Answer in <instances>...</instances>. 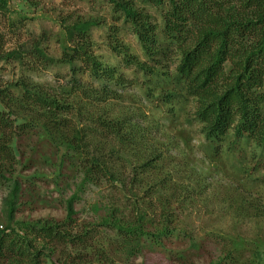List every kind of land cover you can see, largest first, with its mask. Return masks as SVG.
Segmentation results:
<instances>
[{"label": "rangeland", "instance_id": "374dc122", "mask_svg": "<svg viewBox=\"0 0 264 264\" xmlns=\"http://www.w3.org/2000/svg\"><path fill=\"white\" fill-rule=\"evenodd\" d=\"M134 2L162 26L161 9ZM2 4L0 89L18 98L24 77L54 87L60 94L64 93L60 85L66 84L70 101L75 98L77 102L70 113L61 116L74 128L87 131V158L92 153L109 156L111 164L104 170H111L118 180L116 187L104 173L83 182L84 164H88L87 159L83 162L85 154L69 150L42 124L23 131L22 109L26 107L18 104L19 99L15 108L21 110L13 115L17 124L13 139L5 142L15 153L3 162L0 177L1 226L7 223L5 200L16 178L20 187L11 221L15 226L17 221L64 223L68 200L75 195L74 213L70 223H65L74 231L86 225L97 230L94 247L84 248V264L101 263L98 248L108 251L107 264H264V153L253 145L231 146L232 136L218 149L208 142L194 115V99L175 78V51L168 50L165 58L161 50L151 60L111 0H0ZM78 19L92 22L88 29L91 52L117 68L114 79L95 80L88 72L73 73L59 63L64 49L74 46L75 35L70 38L67 29ZM160 37L164 48L167 45ZM115 44L125 46L128 56L139 63H147L148 70L154 68L153 73L137 65L125 67L122 55L113 50ZM36 48L45 55L36 59ZM11 51L14 53L7 57ZM73 74L86 85L106 84L112 98L99 104L79 99L75 95L80 92L71 91L72 84L67 82ZM117 115L127 116L137 127L138 134L132 132L133 140L137 136L134 143L126 138V128L116 136L101 128L96 131V121L88 119L108 121ZM3 136L7 137L0 132V142L5 141ZM150 149L154 152L149 158L161 157L155 171L144 174L139 157ZM136 173L140 181L132 184ZM161 180H165L163 184ZM118 221L141 228L133 242L138 244L137 250L108 246L109 241H123L111 223ZM76 254L73 246H59L49 264L70 261Z\"/></svg>", "mask_w": 264, "mask_h": 264}, {"label": "trees", "instance_id": "16d2710c", "mask_svg": "<svg viewBox=\"0 0 264 264\" xmlns=\"http://www.w3.org/2000/svg\"><path fill=\"white\" fill-rule=\"evenodd\" d=\"M140 1L161 9L162 26L152 22L151 16L136 6L134 0H111L114 10L129 23L132 33L137 36L144 53L151 60L161 50L165 58L168 50L177 53L175 78L186 95L194 99V115L202 124L208 142L218 149L220 145L223 147L226 137L232 136L231 146L253 145L264 153V0ZM3 4L0 7H4ZM91 24L92 22L83 19L71 24L67 32L70 38L75 35V43L64 49L59 63L66 64L73 73L77 70L88 72L95 80L114 79L117 68L101 62L91 52L88 35ZM159 36L164 39L166 47L160 46ZM36 50V59L45 55L41 50ZM113 50L122 55L125 67L137 65L139 69L153 73L154 68L148 70L147 63H139L132 55L128 56L129 51L125 46L115 44ZM13 53L11 51L7 57ZM67 82L72 84L71 91L74 89L80 92L81 95H75L76 97L89 99L97 104L107 102L112 94L106 84L99 87L91 83L86 85L75 74ZM60 86L63 94L54 87H45L31 77H24L19 94L16 95L18 98L5 95L6 91L0 89V132L7 136L1 137L5 141L0 142V177L3 162L11 159L15 153L5 142L13 139L17 125L13 115L19 113L21 106L26 107L24 110L27 109H22L25 115L22 117V123L25 124L23 131L42 124L47 132L52 130V134L59 137L69 150L85 154L83 162L87 159L88 164H84L83 182L94 181L97 176L105 173L117 187L118 178L111 170H104L111 164L109 156L102 157L92 153L87 158V152L84 151L89 142L86 140L87 131L77 126L74 128L69 119L61 116L70 113L77 100L74 98L70 101L71 94L69 97L66 84ZM18 100L20 106L15 108ZM5 107H10L9 111ZM27 112L31 114L30 118H27ZM88 119L96 121V131L101 128L104 132L117 136L126 128V138L132 143L137 139L135 136L133 140L132 135L138 134V129L133 127V122L127 116L122 119L117 115L108 121ZM153 152L154 149H150L146 156L139 157L141 173L155 171V163L161 154L149 158ZM138 178L137 173L132 176V184H137ZM161 181L163 184L165 180ZM19 187V181L13 178L5 200L7 223L0 225V264H49L57 247L63 245L75 247L77 254L70 261L65 259L61 264H84V256L87 254L84 248L94 247L93 239L97 230L94 225H86L82 230L74 231L70 224L65 223H70V217L74 213L72 200L75 195L68 200L67 221L64 223L50 220L17 221L15 226L11 221ZM102 223L107 225L109 222ZM111 223L116 225L123 241H109L110 249L117 250L127 246L128 252L137 250L138 244L133 242L141 235V228L135 223L128 226L119 221L118 224ZM160 236L158 234L157 241ZM64 251L62 249L61 253L64 254ZM97 252L101 263L88 264H107L110 258L108 251L98 248Z\"/></svg>", "mask_w": 264, "mask_h": 264}]
</instances>
